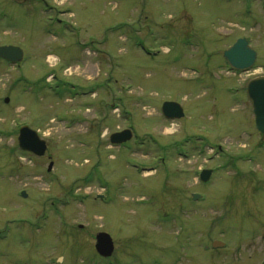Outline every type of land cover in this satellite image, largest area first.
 Returning a JSON list of instances; mask_svg holds the SVG:
<instances>
[{
  "label": "rangeland",
  "instance_id": "374dc122",
  "mask_svg": "<svg viewBox=\"0 0 264 264\" xmlns=\"http://www.w3.org/2000/svg\"><path fill=\"white\" fill-rule=\"evenodd\" d=\"M238 38L257 53L247 72L223 60ZM5 45L24 57L0 59V264H264V134L245 93L264 75V0H0ZM23 125L43 156L20 151Z\"/></svg>",
  "mask_w": 264,
  "mask_h": 264
},
{
  "label": "water",
  "instance_id": "95a60500",
  "mask_svg": "<svg viewBox=\"0 0 264 264\" xmlns=\"http://www.w3.org/2000/svg\"><path fill=\"white\" fill-rule=\"evenodd\" d=\"M15 3H24L29 0H12ZM257 53L249 45L246 38H238L230 47L223 52V57L228 65L238 71H246L254 65ZM0 58H3L13 64L20 62L23 58L22 50L17 46H0ZM246 95L250 101L256 129L264 134V76L251 79L246 86ZM7 102L8 99H5ZM161 113L166 119H179L184 116L182 106L174 101H165L161 105ZM132 132L129 129L113 133L110 136L111 144H121L130 140ZM18 147L21 151L30 152L36 156H43L46 151V142L40 138L36 130L28 126H22L19 129L17 137ZM52 163L49 164L50 171ZM211 174V170H202L200 180L206 182ZM25 196V193L22 192ZM199 196L194 194L193 199ZM95 250L102 257H109L114 251L112 238L108 233L98 232L95 236ZM213 247L223 246L221 242L215 241Z\"/></svg>",
  "mask_w": 264,
  "mask_h": 264
},
{
  "label": "flooded vegetation",
  "instance_id": "af4514ba",
  "mask_svg": "<svg viewBox=\"0 0 264 264\" xmlns=\"http://www.w3.org/2000/svg\"><path fill=\"white\" fill-rule=\"evenodd\" d=\"M27 2H28V1H27ZM27 2H24V3H27ZM45 7H47V4L44 2V8H45ZM50 8H51V7H50ZM54 76H55V75H54ZM56 77H57V76H55V78H56ZM55 78H53V79H55ZM58 82H59V81H58ZM65 85H67V87H70L72 90H74L75 88L78 87V86L75 87V86H71V85H68V84H66V83H63V87H65ZM72 90H71V91H72ZM78 95H79V96H80V95L83 96V94H81L80 92H75V96H78Z\"/></svg>",
  "mask_w": 264,
  "mask_h": 264
}]
</instances>
